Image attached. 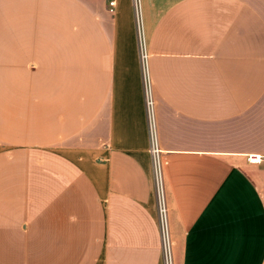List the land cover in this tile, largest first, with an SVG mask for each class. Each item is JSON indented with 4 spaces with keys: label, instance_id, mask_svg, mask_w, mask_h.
<instances>
[{
    "label": "crops",
    "instance_id": "obj_1",
    "mask_svg": "<svg viewBox=\"0 0 264 264\" xmlns=\"http://www.w3.org/2000/svg\"><path fill=\"white\" fill-rule=\"evenodd\" d=\"M0 0V264H165L133 0ZM175 264H264V0H144Z\"/></svg>",
    "mask_w": 264,
    "mask_h": 264
},
{
    "label": "built area",
    "instance_id": "obj_2",
    "mask_svg": "<svg viewBox=\"0 0 264 264\" xmlns=\"http://www.w3.org/2000/svg\"><path fill=\"white\" fill-rule=\"evenodd\" d=\"M110 5L114 6L115 0L110 1ZM133 5L136 20L138 47L143 72L146 106L149 119L151 138L150 153L153 161L154 183L158 200L159 224L162 234L163 259L165 264H175L173 254V240L170 227L169 207L166 199L165 166L167 161L160 146L156 128L155 99L150 70L151 51L144 11V0H133Z\"/></svg>",
    "mask_w": 264,
    "mask_h": 264
}]
</instances>
